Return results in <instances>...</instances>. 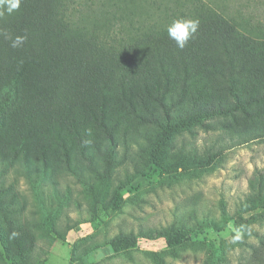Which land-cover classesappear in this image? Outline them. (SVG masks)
<instances>
[{"label": "trees", "instance_id": "16d2710c", "mask_svg": "<svg viewBox=\"0 0 264 264\" xmlns=\"http://www.w3.org/2000/svg\"><path fill=\"white\" fill-rule=\"evenodd\" d=\"M216 3L0 0V173L34 172L31 182L38 184L42 177L56 183L53 175L65 170L96 197L115 181L111 196L102 198L115 209L132 179L127 169L115 174L130 129L157 128L143 161L162 174L179 167L167 153L172 134L236 113L264 120L263 32ZM255 131L264 136V123ZM81 161L100 163L94 182L79 173ZM4 216V255L28 257L31 227ZM131 243L123 238L110 247Z\"/></svg>", "mask_w": 264, "mask_h": 264}, {"label": "rangeland", "instance_id": "374dc122", "mask_svg": "<svg viewBox=\"0 0 264 264\" xmlns=\"http://www.w3.org/2000/svg\"><path fill=\"white\" fill-rule=\"evenodd\" d=\"M214 6L264 35V0H217ZM91 9L84 12L90 16ZM261 123L263 118L236 113L172 134L167 153L179 167L162 174L143 161L157 128L130 129L127 152L119 146L116 154L115 174L122 177L127 169L132 179L115 209L102 201L115 181L96 197L65 170L53 175L56 183L42 177L32 184L34 172L25 177L7 168L0 173V201L8 205L0 210V264H264V136L255 131ZM101 170L98 161L79 162L89 181ZM4 215L31 227L35 245L28 257L4 255ZM123 238L132 246L112 250L111 242Z\"/></svg>", "mask_w": 264, "mask_h": 264}]
</instances>
